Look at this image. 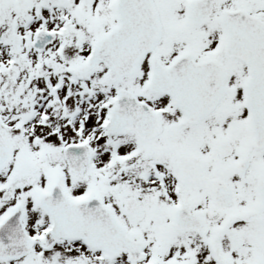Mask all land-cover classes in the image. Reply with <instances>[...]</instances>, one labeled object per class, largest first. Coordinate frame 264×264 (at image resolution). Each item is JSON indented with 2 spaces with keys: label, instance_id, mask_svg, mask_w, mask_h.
I'll return each mask as SVG.
<instances>
[{
  "label": "snow or ice",
  "instance_id": "6c2138e0",
  "mask_svg": "<svg viewBox=\"0 0 264 264\" xmlns=\"http://www.w3.org/2000/svg\"><path fill=\"white\" fill-rule=\"evenodd\" d=\"M0 264H264V0H0Z\"/></svg>",
  "mask_w": 264,
  "mask_h": 264
}]
</instances>
